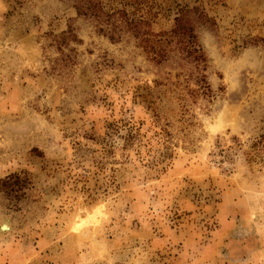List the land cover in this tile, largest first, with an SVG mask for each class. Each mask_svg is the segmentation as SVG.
Wrapping results in <instances>:
<instances>
[{
	"label": "rangeland",
	"instance_id": "1",
	"mask_svg": "<svg viewBox=\"0 0 264 264\" xmlns=\"http://www.w3.org/2000/svg\"><path fill=\"white\" fill-rule=\"evenodd\" d=\"M100 1L0 0V264H264V0Z\"/></svg>",
	"mask_w": 264,
	"mask_h": 264
},
{
	"label": "trees",
	"instance_id": "2",
	"mask_svg": "<svg viewBox=\"0 0 264 264\" xmlns=\"http://www.w3.org/2000/svg\"><path fill=\"white\" fill-rule=\"evenodd\" d=\"M75 2H76L75 7L81 15L90 16L97 20L105 19V18L109 19L114 14H119V12L118 13L114 12V14L112 15L109 12H107L100 0H75ZM120 13H122L123 16L125 15L123 12ZM186 13L188 12L185 10L180 11L181 16L178 19H176L177 21L176 30L173 31L172 33L174 34V36H178L182 38L184 41L187 37L189 39L187 40L188 41L187 43L189 44L194 39V37L192 35V31L190 32V27H187L186 25V18H185ZM125 23L127 27L132 31L140 29V23H135L134 21H130V22L127 21ZM192 52L194 54H197L196 52L198 51L194 50Z\"/></svg>",
	"mask_w": 264,
	"mask_h": 264
},
{
	"label": "bare ground",
	"instance_id": "3",
	"mask_svg": "<svg viewBox=\"0 0 264 264\" xmlns=\"http://www.w3.org/2000/svg\"><path fill=\"white\" fill-rule=\"evenodd\" d=\"M8 222L7 221H5V225L3 226V230H7L8 231Z\"/></svg>",
	"mask_w": 264,
	"mask_h": 264
}]
</instances>
